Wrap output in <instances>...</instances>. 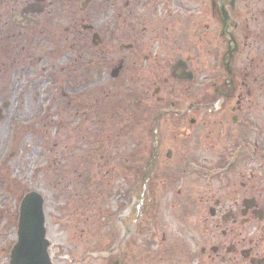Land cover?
<instances>
[{"label":"rangeland","instance_id":"obj_1","mask_svg":"<svg viewBox=\"0 0 264 264\" xmlns=\"http://www.w3.org/2000/svg\"><path fill=\"white\" fill-rule=\"evenodd\" d=\"M199 1H204L201 39L194 35L191 45L162 53L156 63L144 60L137 66L140 76L128 83L123 81L124 70L116 78L109 72L120 57L116 45L111 50L115 63L110 62L103 75L101 63L97 70L92 68L89 45L80 49L75 62V49L47 66L33 58L31 73L18 81L11 66L14 54L22 51L20 42L8 41L10 33L0 32V264H10L20 204L32 190L45 200L54 264H114L118 258L120 264H233L235 255H227L222 247L233 242L222 235V214L244 195L237 191L243 178L234 172L247 168L246 163L237 162L228 171L235 184L220 187L211 175L220 163L229 169L231 162L216 160L225 144L223 128H204L199 114L195 124L189 118L173 119V112L159 120L161 155L154 158L155 138L146 118L152 117L154 107L141 109L144 91H137L149 88L145 104L162 110L210 98L213 80L204 78L223 70L221 53L215 49L220 22L211 0L192 3ZM227 7L241 22L240 34L247 36L239 39L241 51L234 63L241 78L244 70L251 72L250 90L241 104L247 107L248 119L260 125L264 147V87L254 83L258 67H252L264 56L257 38L264 28V0H237L234 9ZM186 48L191 49L190 66L196 75L192 84L171 75L173 62L188 56ZM21 84L30 87L21 91ZM202 84L208 86L205 93L199 92ZM155 86L160 93L153 92ZM203 128L204 133L199 131ZM217 200H223L225 208Z\"/></svg>","mask_w":264,"mask_h":264},{"label":"flooded vegetation","instance_id":"obj_2","mask_svg":"<svg viewBox=\"0 0 264 264\" xmlns=\"http://www.w3.org/2000/svg\"><path fill=\"white\" fill-rule=\"evenodd\" d=\"M227 4L230 5V2L226 3L228 9ZM102 6L104 9H101ZM214 6L212 13L217 18V22H220L216 31L215 49L218 54L221 53L223 65V50L225 49L226 52L230 39L222 33L221 19L224 13L222 8H219V2ZM235 6L236 4L230 5L232 9ZM228 13L231 17V30L237 49L231 60V74H228L223 66L222 71H216L212 77L208 75L204 78V80H213L214 88L209 94L210 98L184 106L173 103L168 109L162 110V106L145 104L144 97L150 94V89H144L142 86L137 88V91H144L139 106L143 110L154 107L152 117H146L149 118L147 123L152 124V129L150 128L148 132L155 138L154 158L161 155L159 120L156 125V118L162 112L161 118L173 112V119L189 118L192 124L196 123L195 116L199 114L204 128H207V125H212L214 130L216 126L223 128L225 144L222 145L220 153H217L216 160L217 163L221 160L231 162L227 164L229 169L223 168L225 165L220 163L216 173L211 175L212 179L217 178L220 187H230L236 183L228 175L231 167L237 162L244 161L247 168L234 172L235 175L243 178L239 181L237 191L244 195L234 199L233 209L222 214V235L233 240L222 247L225 248L227 255H235L232 260L229 258L233 264H264L262 129L257 122L248 119V115L245 114L247 107L241 104L250 90L247 80L251 72L244 70L241 78V71L234 63V58H237V54L241 51L239 39L247 36L240 34L241 22L230 14V10ZM262 18L264 23V9ZM202 24H204V1L193 4L192 0H0V32L10 33L7 40L17 39L22 49L12 57L14 62L11 67L14 68L13 74L17 76L18 81L27 79L28 74L31 73L33 58H36L39 64L43 63L47 66L48 63L53 64L55 60L67 54V50L75 49L79 52L74 57L75 62L81 57L80 49L89 45L93 49L92 68L97 70V64L101 63L100 75H103L108 66L115 63L116 57L112 56L111 50L112 46L116 45L120 57L115 63L117 66L111 67L109 72L113 78H116L124 70L123 73L125 72L127 76L123 81L128 83L140 76L137 68L144 63V60L145 62L152 60L156 63L162 53L191 45L190 41L194 35L196 37L199 35L201 39L199 27ZM1 26L7 29L1 31ZM258 36L264 47V28L259 31L257 38ZM11 48L15 47L11 45ZM34 49L46 51L42 55L35 56ZM184 51L188 52V56L179 57L173 62L174 69L171 75L177 81L192 84L196 79L190 66L192 53L191 49L186 48ZM259 61L260 64L252 62V67L254 64L258 67L253 80L255 84L259 83L264 87V70L259 69L260 66L264 68V56H260ZM203 85L199 88L200 93L208 91V86L205 88ZM29 87L30 85L21 84L20 90L25 91ZM15 89L19 90V88ZM153 92L160 93V86H155ZM204 96L207 97L206 94ZM226 99H230L233 104L228 106ZM204 128L199 131L204 133ZM157 134L158 152L156 151ZM202 136L204 143L205 138L204 135ZM168 155L172 156V153L169 152ZM216 202L220 208L225 206L223 200ZM222 261L227 262L226 255L222 256Z\"/></svg>","mask_w":264,"mask_h":264},{"label":"water","instance_id":"obj_3","mask_svg":"<svg viewBox=\"0 0 264 264\" xmlns=\"http://www.w3.org/2000/svg\"><path fill=\"white\" fill-rule=\"evenodd\" d=\"M226 1L218 0L219 7L224 13L222 16L223 34L230 39L224 65L228 74H231V60L237 47L232 35L231 17L225 7ZM234 3L235 0H231V4L234 5ZM43 207L44 198L37 191L29 192L23 198L17 231L18 241L11 251L10 264H54L50 252L52 242L47 237Z\"/></svg>","mask_w":264,"mask_h":264}]
</instances>
